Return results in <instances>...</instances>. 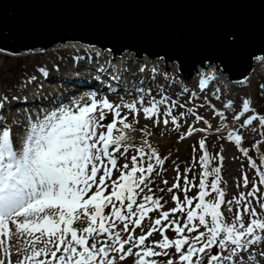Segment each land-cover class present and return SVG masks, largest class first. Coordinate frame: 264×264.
Returning a JSON list of instances; mask_svg holds the SVG:
<instances>
[{
	"label": "snow or ice",
	"instance_id": "6c2138e0",
	"mask_svg": "<svg viewBox=\"0 0 264 264\" xmlns=\"http://www.w3.org/2000/svg\"><path fill=\"white\" fill-rule=\"evenodd\" d=\"M248 40L243 27L221 26L215 33L211 58L223 61L241 55ZM159 43L165 57L183 67L186 38L176 33L172 38L160 37ZM101 55L95 52L96 57ZM209 58L205 54L201 63ZM146 69L147 65L138 66L136 73L143 74ZM40 71L48 75L45 69ZM156 75L152 69L151 78ZM160 75L170 79L166 73ZM35 80L33 76L28 82ZM205 83L201 80L202 86ZM136 91L137 99L120 103L98 96L96 91L68 98V103L63 102L65 98L52 97L48 100L50 108L42 109L35 119L29 115L15 142L7 115L11 101L7 95L0 96V114L4 115L0 120V264H13L12 240L17 241L15 264H124L126 259L132 264H264V197L258 195L260 188L253 184L250 191L226 200V191L221 187L224 157L210 154L205 138L198 141L202 169L198 183L196 176L190 179L188 175L193 166L181 172L176 165L171 187L157 189L171 193L175 203L164 210L163 196L157 197L151 185L153 174L160 176L168 157L150 142L152 132L147 126L134 127L139 122L137 117L142 113L154 126L171 123L177 132L187 114L207 125H189L179 135L180 140L194 132L207 133L212 125L193 108L173 114L174 109L184 105L166 94L156 99L151 88L139 87ZM145 96L150 98L147 103ZM232 103L229 100L224 107L230 108ZM250 112L240 127L258 121L264 128V115L255 114L250 99L242 101V110L234 119L240 120ZM216 115L224 118L222 111ZM137 131L142 133L139 145L131 142V133ZM227 139L241 145L243 136L233 130ZM240 150L249 156L247 148ZM121 159L125 162L119 163ZM214 159L218 166L210 168ZM249 163L257 169L258 183L264 185V171L251 157ZM209 177L213 178L209 181ZM242 181L247 188V174ZM161 183L168 185L167 180ZM192 189L196 194L189 196ZM222 206L230 219L221 211ZM154 212L153 220L150 213ZM146 219L150 221L147 231L136 235ZM78 223L86 226H75ZM169 231L173 232L171 238ZM154 233L161 238L149 241ZM160 257L166 259L161 261Z\"/></svg>",
	"mask_w": 264,
	"mask_h": 264
},
{
	"label": "water",
	"instance_id": "95a60500",
	"mask_svg": "<svg viewBox=\"0 0 264 264\" xmlns=\"http://www.w3.org/2000/svg\"><path fill=\"white\" fill-rule=\"evenodd\" d=\"M224 25L243 27L249 40L241 55L222 61L211 53ZM176 33L187 41L180 66L187 77L207 54L209 63L220 61L232 78H241L252 57L264 54V0H0V46L14 53L80 40L113 54L129 48L165 57L159 38Z\"/></svg>",
	"mask_w": 264,
	"mask_h": 264
},
{
	"label": "bare ground",
	"instance_id": "6f19581e",
	"mask_svg": "<svg viewBox=\"0 0 264 264\" xmlns=\"http://www.w3.org/2000/svg\"><path fill=\"white\" fill-rule=\"evenodd\" d=\"M76 41H80V40L59 42L48 48L19 49L17 53H14L0 46V54L6 55L10 58L11 57L17 58L22 55H26V56L36 55V61L39 59L44 60L43 63L41 61L36 62L35 70L27 69L23 73L26 76L24 77V79L20 78L18 81L14 82L12 85L11 84L6 85L3 88V92H0V96L7 95L9 97V100L11 101L10 111L7 113V115L10 117L9 120L16 121L15 122L16 127H15V132H14V137H13L14 141L18 138L20 134L19 130L23 129L26 126V122H27L29 115L33 119H35L42 109L51 107L48 104V100L50 98L62 97V98H65L63 102L68 103V98H75L77 97V95H80L81 93L92 92L88 90L89 85H94V86L99 85V91L95 90L98 93V96H107L108 99L112 98V100L110 99L109 100L113 103H120L122 100L124 102H131L132 100L131 97L133 96H135L137 99L139 94L137 93L136 89L139 87H144L145 90L151 87V88H154V91H157V90L165 91L166 89H172V90L182 89L183 91L182 96L178 94L168 93L169 98L177 101L178 104L180 105H184L183 108L186 111H187V108H192V106L195 105L194 103L188 102V97H187L188 90L182 87L183 83L181 82L180 77L183 78V80L186 82V86H188L190 78L187 77L183 73L184 71L183 72L180 71V65L178 62L169 60V59H167L166 61L163 59L162 60L163 62H159L162 72L166 74L170 72L173 73V75H168V77L171 79V82L173 84L172 86L166 82L164 83L162 76L157 72H156L157 73L156 78L152 79L151 78V65H148L150 66V70H146L143 74L136 73V69H135L136 67L132 66V62L137 60V58H139L141 55H136L135 54L136 51L132 49L125 48L122 52L113 54L112 51L111 52L103 51L104 49L101 50L98 46H95V47L90 46V45L81 46V44L77 43ZM65 46L67 47V49L65 48ZM58 47L60 49H58ZM61 48H63V50ZM80 49H84V53L83 52L82 53L86 54L85 57L91 58L88 64H86L89 61L88 59H78V57L83 58L77 52ZM93 49L95 51H93ZM106 49H109V48H106ZM128 49L134 51L135 53L123 54ZM34 52L37 54H33ZM95 52H102V55L99 57H96ZM121 54L123 55L120 56ZM43 55H46V57H44ZM68 56L71 57L70 62L68 61ZM260 58H264V54L254 55L251 60L252 67L249 69L247 74H245V76L241 78L233 79L231 86H233L234 89H241L243 86L246 88L247 87L255 88L251 84V82H252V79L255 80L256 77H258L257 75H260V77L264 80V59H260ZM99 59L102 61H100ZM139 60H144L143 62L145 63H148L146 60H149L150 64L156 65V62L152 60V58L145 57ZM98 61L100 64H98ZM145 63H141V64H145ZM116 65H118L122 69L117 70ZM222 67L223 65L221 64L220 61H212L209 63V59L206 60L204 63H201V65H196L195 69H193V72L195 73V75L191 79H194V77L196 76L201 77L203 74H206V73H209L210 75V77L207 79L198 78V79L191 81L197 86L196 92H207L208 93L210 88L217 89L214 86L213 87H210V86L214 84H218L219 78L226 79L224 76L219 75L221 70L223 72L225 71L226 74L229 73L228 71L225 70L224 67L223 68ZM41 68L47 71L48 73L47 76H45L40 71ZM126 68H130L131 71L125 72L124 69ZM68 70H72V71L69 72ZM172 70H174V72ZM37 71H40L42 73L41 74L42 76H39L40 73ZM33 76L36 77V80L33 82H28L30 78ZM185 79H189V80H185ZM201 80H206V83L203 86L201 85ZM57 81L60 83V85L56 83ZM141 81H143V83H141ZM209 81L211 82V84L207 83ZM84 84H86L87 87L78 88L80 86H84ZM100 84H105L107 86L113 87L114 90L111 91V93H108L110 95H113V97L104 94V92L108 91V89H105L102 91L100 89L101 88ZM254 84L260 85V84H264V82H260L257 84L254 82ZM64 85H67V86H64ZM0 88L2 89V87ZM127 90L132 94L129 95L127 93ZM74 91H75V94H73ZM216 93H217V96H219V100L224 99L223 95H221L219 92H216ZM12 97H19L20 99L12 100ZM25 97L27 98L26 100L24 99ZM228 101L229 100H227L226 103ZM254 102H256V105L253 104L255 110H258L261 107L262 108L264 107V97L260 93H258V99H255ZM197 111L198 112L201 111V108L198 107ZM200 114L202 116H207L208 112L203 111V112H200ZM247 116H248V113H245V115L241 117L240 120H236V122L234 123L235 127L230 128L229 130L231 131L236 130L241 134L243 129L239 128L238 125L241 119L244 120L247 118ZM3 119H4V115L0 114V120H3ZM184 119L185 118L181 119L180 121L181 124H186ZM194 122L202 123L203 121L201 122L194 121ZM221 125H223V123H221ZM134 127L136 129L143 128L137 124H134ZM260 128H261L260 131L264 133V129L261 126ZM139 133H140L139 131L131 133L133 140L135 139V141H140V138L138 137ZM261 140H264V135L259 136L257 134H254L251 138V141H261ZM176 142L177 141H175V143L171 142L170 146H174ZM263 144L264 143H260V145H263ZM244 161L245 160L242 157L237 159V162L243 163ZM252 203H255V200H253ZM77 225H78L77 227H83L82 223H78ZM10 227L12 226L10 225ZM169 233L173 236V232L169 231ZM156 236L160 238L159 235L156 234ZM151 240L152 239H150L149 241ZM10 243L12 244L11 259L12 261L15 262L17 259V252H16L17 241L12 240ZM2 255H3L2 250H0V256ZM124 264H132V260L126 259Z\"/></svg>",
	"mask_w": 264,
	"mask_h": 264
},
{
	"label": "rangeland",
	"instance_id": "374dc122",
	"mask_svg": "<svg viewBox=\"0 0 264 264\" xmlns=\"http://www.w3.org/2000/svg\"><path fill=\"white\" fill-rule=\"evenodd\" d=\"M37 54V53H33ZM46 57V55H43ZM6 55L0 54V92H3V88L6 85L13 84L14 82L18 81L20 78L23 77V73L28 69V70H35L36 67V62H44V60H37L36 61V55L34 56H26L22 55L17 58H10ZM138 65H136V68ZM260 68V67H259ZM174 72V70H172ZM263 71V70H262ZM159 74H163L162 72H158ZM167 75H173L172 72L168 73ZM175 75V74H174ZM162 76V75H161ZM256 79H252L251 84L255 87H242L241 89H234L233 86L229 82L226 81V79L222 80L219 78L218 84H214L210 87H216L217 89H214L215 91L219 92L221 95L224 96L223 100L217 99V93L213 94V97L208 98L207 96L204 98V102L202 105H195L193 108L194 112L197 115H200V112H208V117L203 116L204 120L207 121L209 124L212 125L210 129H208L207 133H199V132H194L192 136L186 137L184 140L177 139V137L174 138V133L176 135V132L172 133L171 131H168L164 124L161 122L158 126H154L152 121L147 120L144 118L143 114L141 113L137 119L140 127H145L147 126L148 131L152 132L154 142H151L153 145H155L157 148H162L164 149L171 147L173 150L171 155H167L168 159L164 163L163 170L160 171V169H157V171H160V176L156 177L155 174H153V180L154 184L151 185L153 188V192L157 197L163 196V200L161 201L164 203V210H168L171 207L175 206V203L171 200V193H168L166 190L164 192H159L157 191L158 188H165L171 187L174 178L176 176V172L174 171L176 165H179V168L181 172H183L184 168L187 166H193V171L189 173V178L191 179L192 176L197 177V183L199 180V175L202 171V169L199 166V156L201 154V151L199 150L198 147V141L203 137L205 138L206 141V146L209 153L212 154L213 156L220 154L223 155L224 160L222 163V169L223 172L221 171L222 175V183L221 187L225 189L226 191V197L225 199H231L233 196L238 195L241 191L247 192L250 191L252 188L253 184H256L260 188V192L258 195L264 196V185H260L258 183L259 178L255 176L257 174V169L253 168L251 164L249 163V157L253 161L256 162L257 168L260 170L264 171V144L260 146L258 145V142H251V138L254 134H257L259 136L262 135V131H260V125L258 121H253L252 125L243 127V131L241 135L243 136V141L241 145H236L235 142H228L229 140L227 139L228 132L231 131L229 130L230 128H234V123L236 120L234 119V116H236L241 110H242V101L247 98L250 99L252 104L256 105V102H254L255 99H258V88L260 85H255L254 82L260 83L264 82V80L260 77V75H257ZM162 79L164 80V83H168L173 86L171 79L165 80L162 76ZM181 82L183 83V88L185 89H193L196 91V86L192 84V80L190 79L188 86H186V82L181 78ZM189 80V79H185ZM163 83V84H164ZM162 84V85H163ZM161 85V86H162ZM159 86V87H161ZM188 87V88H187ZM152 89V96H154L156 99L160 98L161 94H166L168 96V93L172 94H178L180 96L183 95L182 89H166L164 90H157L154 91V88ZM204 96V95H203ZM134 97H132L133 101ZM150 98L148 96H145V102L147 103ZM172 100V99H170ZM231 100L232 107L230 108H225L224 105L227 104L226 101ZM251 104V108L254 109V106ZM214 106V107H213ZM163 109V106H161ZM201 108V111H197V109ZM224 108V109H223ZM262 114L264 115V107L258 109ZM181 112L180 107H177L174 109L173 114L176 112ZM217 111H222L224 113V118L221 119V117L216 115ZM255 114H257V110L254 109ZM252 114L251 112L248 114ZM258 115V114H257ZM215 117V118H214ZM130 118H133L132 116ZM183 119V118H182ZM184 120L187 121L186 127L188 128L189 125H193L197 128H205L207 125L202 122V123H195V117L193 115H190V119L185 118ZM243 122V120H242ZM241 122V123H242ZM223 123V125H221ZM169 127L172 129L173 125L169 123ZM241 124L238 125L239 128ZM220 128V131L217 132L214 129ZM174 130V129H172ZM210 130V131H209ZM236 131V130H235ZM138 137L142 139V133L138 134ZM174 138V139H173ZM149 139V138H148ZM176 144L174 146H170V143L173 142ZM170 142V143H169ZM193 146H196V151H193ZM241 148H247L249 156L246 157L243 152L240 150ZM163 151V150H162ZM164 153V151H163ZM133 154L130 151L131 155ZM242 157L245 161L243 163L237 162V159ZM195 158V160H194ZM124 161V160H123ZM218 166V161L217 160H212L210 168L211 167H216ZM244 174H247L248 179H249V185L247 188L244 187L243 181H242V176ZM213 177H209V181ZM161 180H167L168 185H164L161 183ZM182 182V181H181ZM194 195L191 193L189 196ZM254 200V199H253ZM166 202V203H165ZM195 203V201H194ZM254 206L259 208V205L253 203ZM221 211L224 212L225 216L230 219L231 216L230 214L226 211V207L222 206ZM235 211V209H234ZM258 212L260 209L257 210ZM150 216L154 220L156 217V213H150ZM245 220L247 221V217H245ZM150 224V221L146 219L143 222L142 229L140 232L147 231V228ZM203 230V229H201ZM138 228L136 229V234L138 235ZM157 236H153L152 240H158ZM215 251V250H214Z\"/></svg>",
	"mask_w": 264,
	"mask_h": 264
}]
</instances>
